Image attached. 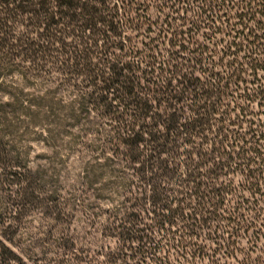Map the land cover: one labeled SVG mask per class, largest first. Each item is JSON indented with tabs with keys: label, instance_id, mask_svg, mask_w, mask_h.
<instances>
[{
	"label": "trees",
	"instance_id": "1",
	"mask_svg": "<svg viewBox=\"0 0 264 264\" xmlns=\"http://www.w3.org/2000/svg\"><path fill=\"white\" fill-rule=\"evenodd\" d=\"M112 1L116 2L113 7ZM142 1L0 0V170L24 175L23 183L33 192L51 184L55 176L34 172L19 156L16 161L10 157L19 137L48 124L63 126L66 121L56 114L59 103L49 97L52 93L35 92L39 83L49 81L44 69L52 68L62 81L74 82L75 90L87 84L90 91H77L79 110L72 106L68 118L79 119L86 104H91L102 114L112 113L119 125L117 134L102 148L104 179L93 175L91 184L106 180L114 187L125 186V173L116 167L127 163L133 177L140 180L138 195L151 204L163 227L181 228L178 257L197 261L206 248L192 240L213 220L217 225L227 220L232 237L258 227L259 219H254L255 224L246 221L240 204L228 199L238 189L232 182L219 186L218 172L236 161L227 152L239 148L234 144L231 149L229 128L236 125L232 114L264 101V85L259 80L264 74V0H195L200 5L186 11L187 15H182L183 0H151L157 5L159 23L133 18L139 9L151 10ZM189 12L196 13L195 17L189 18ZM154 26H158L157 39L141 44L144 48L133 44L129 33L152 31ZM204 30L217 43L200 42L208 33ZM252 80L257 81L256 88H251ZM247 123L253 137L264 142V125L254 130L256 123ZM49 132L48 140L56 143L59 137L54 130ZM214 133L211 155L214 158L219 153V159L225 158L219 164L214 160L207 172L213 184L195 178L199 163L184 175L194 181L182 177L183 181L171 184L169 177L180 169L175 156L182 147L202 148L197 141L204 142ZM239 141L246 144L245 138ZM240 151L238 157L248 167L242 191L255 198L264 187L260 180L264 171L262 165L251 170V164L258 163L248 155L255 153L261 159L263 154L258 148ZM192 154L189 152L188 160ZM230 203L235 207L227 212ZM253 211L259 212L257 208ZM221 212L228 218L220 216ZM13 227L11 224L0 234V264H28L23 256L27 250L12 248L9 236L15 233ZM219 232L217 227L215 233ZM253 235L260 239V233ZM224 239L220 238L226 248L219 244V249L212 250L210 264H220L217 258L223 250L225 258L249 264L251 257L247 254L238 261L239 248Z\"/></svg>",
	"mask_w": 264,
	"mask_h": 264
},
{
	"label": "rangeland",
	"instance_id": "2",
	"mask_svg": "<svg viewBox=\"0 0 264 264\" xmlns=\"http://www.w3.org/2000/svg\"><path fill=\"white\" fill-rule=\"evenodd\" d=\"M112 3L113 7L116 2ZM141 3L151 6V10L139 9L138 15H133V18L140 19L141 16L142 20L147 18L159 23L160 14L155 9L157 5L151 0H143ZM182 3V15H187L186 11L200 5L195 0H183ZM192 13L189 12V18L195 17L196 13ZM174 16L178 18L179 15ZM157 28L158 26H154L152 31L146 28L139 33L128 35L134 45L144 48L141 44L149 43L152 38L157 39ZM210 35L208 32L206 37H200V42L212 41ZM216 41L212 42L217 43ZM103 44L104 42H101V46ZM165 49L167 50L166 46L163 48V55ZM109 52L115 53L113 50ZM44 71L45 75L49 76V81L39 83L40 86L36 87L35 92L40 90L41 95L48 91L52 93L49 97L59 103L55 108L56 114L66 121L63 126L54 124L52 127L48 124V127L40 131L19 137L10 159L16 161L19 156L20 161L27 163L34 172L40 170L49 177L55 176V180L41 191L33 192L23 183L24 175H15L11 169L0 170V234L11 224L15 226L11 229L15 232L14 235L7 236L9 240H13L14 250H27L23 256L28 264H210L212 250L219 249V244L222 247L224 245L220 238L230 240L231 245L239 248L238 261H242L248 254L251 257L249 264H264V187L255 198L242 191L241 185L247 179L248 167L245 160L241 156L238 157L240 148H258L263 157L259 159L255 153L248 155L258 163L251 164V170L263 166L261 170L264 171V142L253 137L251 127L249 128L247 123L255 122L254 130H259L258 127L264 125V101L258 100L249 106L244 105L245 112L235 111L232 114V121L236 125L229 128L233 136L231 149L234 144L239 148L228 149L227 152L233 153L236 161L229 168L218 172L219 186L232 182L233 187L238 189L228 199L240 204V209H243L242 216L246 221L255 224L254 219H259V223L255 225L258 227L232 237L227 220L220 225L215 224L213 220L202 227L198 238L192 240L193 243L206 248L202 258L187 261L177 254L181 228L177 225L163 227L160 218L152 213L151 204L144 196L138 195L140 180L133 177V171L127 163L116 167L125 173L122 176L125 186L120 184L114 187L106 180L91 184L93 175L102 176V172L105 174L106 170L102 169L105 165L102 148L117 134L119 125L114 122L112 113L102 114V111L93 109L91 104H86V111L79 119L68 118L72 106L79 110L80 98L77 91H90L85 88L87 84L83 83L75 90L74 82L67 79L62 81L52 68ZM202 77L204 80V76ZM259 80L264 85V74L260 75ZM252 81L255 84L251 88H256L257 81ZM91 109L94 111H90ZM49 122L52 124V121ZM51 130L59 137L56 143L48 140ZM215 138L214 133L204 142L197 141L202 144V148L182 147L175 156L180 169L176 176L169 177L171 184H177L183 181V178L184 181H194L184 175L186 172H192L194 168L191 166H196L197 163L199 166L195 171L198 173H193L195 178H200L205 183L209 179L208 183L213 184L207 172L214 160L219 164L222 158H225L219 159V153H216L214 158L211 155ZM242 138H245L246 144L239 141ZM189 152L193 153L192 160H188ZM222 156H226L224 152ZM93 166L96 167L95 170ZM19 172L23 174L22 171ZM260 180L264 185V174ZM233 203L227 204V212L235 207ZM254 208L259 212H254ZM220 216L228 218L223 212ZM217 227L220 232L216 234ZM254 232L261 234L260 239H255ZM188 242L191 240L188 239ZM222 252L225 251H220L221 256L217 258L220 264H238L235 260L225 258ZM259 259L261 261L255 263Z\"/></svg>",
	"mask_w": 264,
	"mask_h": 264
}]
</instances>
